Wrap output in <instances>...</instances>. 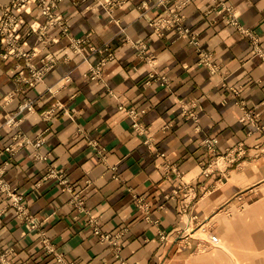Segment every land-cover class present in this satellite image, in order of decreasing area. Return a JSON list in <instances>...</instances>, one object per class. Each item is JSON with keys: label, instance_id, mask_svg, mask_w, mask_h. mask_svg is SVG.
I'll return each mask as SVG.
<instances>
[{"label": "crops", "instance_id": "crops-1", "mask_svg": "<svg viewBox=\"0 0 264 264\" xmlns=\"http://www.w3.org/2000/svg\"><path fill=\"white\" fill-rule=\"evenodd\" d=\"M9 1L0 0V11ZM103 1L63 0L57 12L68 33L53 27L48 42L35 32L23 36L34 68L54 59L32 84L23 80L32 74L26 58L3 56L0 36V180L24 207L0 190V264H63L57 254L72 264H196L202 227L216 230L241 210L258 220L264 206V58L252 44L257 37L264 49V0H226L249 33L225 22L212 0H190L181 12L198 44L176 29L154 31L149 21L165 9L159 0L112 9ZM20 16L24 31L43 20L36 2ZM71 36L115 50L100 78L90 76ZM201 49L212 53L217 71L200 62ZM25 98L33 110L20 108ZM120 103L146 108L142 129ZM248 110L261 128L240 120ZM11 114L18 124L6 123ZM207 136L219 138L217 164ZM23 137L14 152L6 150ZM241 142L246 151L226 162ZM92 218L103 231L121 233L116 244L94 233Z\"/></svg>", "mask_w": 264, "mask_h": 264}, {"label": "built area", "instance_id": "built-area-1", "mask_svg": "<svg viewBox=\"0 0 264 264\" xmlns=\"http://www.w3.org/2000/svg\"><path fill=\"white\" fill-rule=\"evenodd\" d=\"M63 0H10L8 3L3 4L0 11V36L4 41V48L1 52L3 56L15 55L18 57H25L27 60V64L30 66L32 70V74L30 77H23L24 82L34 83L38 80H41L44 77L46 71H48L54 65V59L43 65L42 67L34 68L33 64L30 62L33 51H29L23 45L22 38L23 36L30 35L35 32L37 37L42 42L49 41V31L53 27L61 28L65 33H68V25L67 23L60 17L57 12V8L60 5V2ZM73 1H84V0H73ZM125 0H104L103 4L106 8L112 9L115 5L124 2ZM190 0H159V2L165 3V9L158 17H155L149 21L150 25L158 34H162L166 29H176L179 36L187 37L189 42L198 44L197 35L191 28L186 25L184 14L181 12V8L187 4ZM218 6H220V11L223 12V17L225 22L236 26L242 32L249 33L250 30L246 26H244L240 19L238 12L232 4H229L226 0H212ZM30 2H36L40 8L41 16L43 17L42 23L39 28L35 31L27 30L24 31L18 27L20 21V11L26 4ZM211 9H208V12ZM252 44L255 48L257 54L264 58V49L260 46L258 38L253 37ZM71 45L75 51H79L84 53L85 59H88L90 62V70L89 74L92 78H100L103 73V68L110 60L115 57V50L111 47L109 43H104L101 45H96L90 42L89 38L80 36H71ZM86 46H88V50L91 54L95 55L96 58L94 60L90 59V55L86 52ZM200 54V62L208 65L212 71H217L218 67L213 62L212 53L206 49H201L199 51ZM152 76L155 72L150 73ZM162 80L167 81L166 75H160ZM71 78L70 74L67 73L65 75V79L69 80ZM17 79L21 80L20 77ZM35 107L33 99H24L23 102L20 103L21 109L33 110ZM120 109H124L126 113L132 118V125L136 129H142L143 125L139 121V115L146 111V108L137 109L134 107H126L123 103L119 104ZM55 111V107H52L48 113L49 115ZM21 118H17L14 114H11L6 117V123L8 125H15L20 122ZM240 120L249 121L254 124L256 128H261L263 125H260L258 122V118L253 113L252 110L245 111L244 114L241 115ZM25 137L20 140L10 143L6 146V150L10 152H14L18 145L25 141ZM29 140V139H27ZM39 140V139H38ZM41 140L37 141L40 143ZM203 143L207 147L208 151L215 156L216 164L218 163V145L219 138L216 136H207L203 139ZM246 151L243 143H239L237 147H233L229 149L225 156L226 162H234L238 158L239 155L243 154ZM103 152V149H102ZM114 167V166H113ZM115 168V167H114ZM204 172L206 174L209 173L208 167L204 168ZM50 173H54V169L50 170ZM0 190L6 191L9 195V198L12 200L15 207L22 212H24V207L21 202V195H19L14 189H11L10 186L7 185L5 181L0 180ZM77 197V196H76ZM74 198V202L76 205L82 204V199L80 197ZM30 222L33 223V220L30 219ZM90 223L93 226L94 233L99 235L101 239L111 240L113 243H117L115 237L121 236V233L113 234L111 232L103 231L98 220L96 218H92ZM212 240H218V236L216 234L211 235ZM205 244H203L204 246ZM49 248V247H48ZM2 246L0 243V261L4 258L5 253L1 251ZM50 249V248H49ZM57 259L59 262L63 264H72L67 261L62 254H57Z\"/></svg>", "mask_w": 264, "mask_h": 264}, {"label": "rangeland", "instance_id": "rangeland-1", "mask_svg": "<svg viewBox=\"0 0 264 264\" xmlns=\"http://www.w3.org/2000/svg\"><path fill=\"white\" fill-rule=\"evenodd\" d=\"M243 213L237 212L229 223L219 222L216 230L202 227L195 234L202 241L193 256L196 264H264V206L258 220L252 212Z\"/></svg>", "mask_w": 264, "mask_h": 264}]
</instances>
